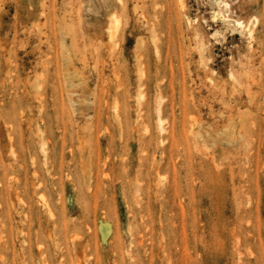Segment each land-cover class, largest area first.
<instances>
[{
  "label": "rangeland",
  "instance_id": "rangeland-1",
  "mask_svg": "<svg viewBox=\"0 0 264 264\" xmlns=\"http://www.w3.org/2000/svg\"><path fill=\"white\" fill-rule=\"evenodd\" d=\"M120 1L109 51L98 0H0V264H264V111L238 137L219 99L246 43L214 47L211 0ZM225 1L262 20L261 0ZM252 46L256 70L264 29Z\"/></svg>",
  "mask_w": 264,
  "mask_h": 264
},
{
  "label": "bare ground",
  "instance_id": "bare-ground-1",
  "mask_svg": "<svg viewBox=\"0 0 264 264\" xmlns=\"http://www.w3.org/2000/svg\"><path fill=\"white\" fill-rule=\"evenodd\" d=\"M184 0H177V6L179 12H183L185 9ZM100 8L104 10L105 20V32L106 45L109 51L117 48L119 40L122 34L125 32V25L123 23V9L122 3L120 0H98ZM261 3H264V0H261ZM257 6V4H253ZM206 8L210 11V22L209 26L203 22L201 23L206 28L210 26L217 28L220 26V30H217L210 37V41L214 42V47H219L220 42L223 46H227L229 41L234 42L238 37L241 40V44L246 43V55L239 57V52L243 51L242 49H233L237 54V60L235 66L231 63L228 64V72L224 77L227 79L224 81L225 88L230 90L227 93V100L222 95L219 97L221 101H224L225 107H234V109H241V113H235L231 116L233 119L232 124L230 125L232 129H235L237 136L241 137L242 134L245 136L247 133V126H255V120L251 119L250 111L258 113L259 111H264V59L259 58L256 70L252 69L254 64V54H253V44L256 41L258 29H264V14L262 13V20H257L253 18L252 20H244L239 18L236 14L232 13L225 0H211L207 3ZM264 6H262V11ZM189 26H193L195 23L188 21ZM147 25V23L145 24ZM158 26L151 24L149 26L150 30L155 33V30ZM194 36H193V49L197 53L199 65L204 70H209V66L216 68L218 74L224 72V68L218 66V60L222 59L217 57L214 61L211 60L214 52H217L213 46H209L208 42H205L200 34V29L198 26L194 27ZM156 36H153V39L157 41ZM209 46V50L207 49ZM242 47V46H240ZM227 52L226 47H220V51ZM154 53L156 58L160 59V53L157 46L154 43ZM227 54V53H226ZM264 56V52H262ZM213 59V58H212ZM97 64V63H96ZM140 58H137L135 65L138 71L137 79L138 83H142L146 80V73L142 65ZM223 67H225L223 65ZM162 74L164 70L160 68ZM214 75L215 73L212 72ZM211 88L218 89L220 82L212 83L209 82ZM252 90H256V93H251ZM213 95L212 93H210ZM246 95L248 101L247 105L242 104L244 99L242 95ZM140 98H143L141 96ZM161 110V108H159ZM163 120L160 115L157 116L156 128L159 132L164 133L163 129ZM234 126V127H233ZM93 198H95V192L93 193ZM84 213V212H83Z\"/></svg>",
  "mask_w": 264,
  "mask_h": 264
}]
</instances>
